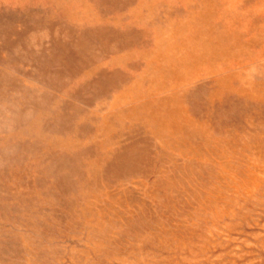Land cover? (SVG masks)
Instances as JSON below:
<instances>
[{"label": "rangeland", "instance_id": "rangeland-1", "mask_svg": "<svg viewBox=\"0 0 264 264\" xmlns=\"http://www.w3.org/2000/svg\"><path fill=\"white\" fill-rule=\"evenodd\" d=\"M0 264H264V0H0Z\"/></svg>", "mask_w": 264, "mask_h": 264}]
</instances>
